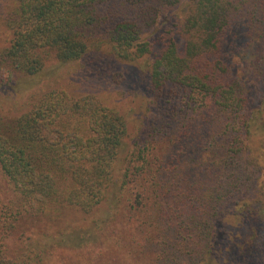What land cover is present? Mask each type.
Here are the masks:
<instances>
[{
	"label": "trees",
	"instance_id": "1",
	"mask_svg": "<svg viewBox=\"0 0 264 264\" xmlns=\"http://www.w3.org/2000/svg\"><path fill=\"white\" fill-rule=\"evenodd\" d=\"M7 7L0 87L53 62L106 76L152 54L148 87L170 108L141 143L130 138L124 114L95 95L50 91L0 121V174L17 198L0 212V264H31L1 242L22 220H58L67 209L88 215L113 185L117 209L135 189L132 209L147 213L140 228H151L164 251L171 253L170 240L186 242L189 264H213L228 221L242 232L235 256L264 264V0H9ZM162 17L169 27L153 54L143 37ZM242 18L253 55L249 83L224 53ZM161 136L168 140L156 150ZM237 208L240 217H230Z\"/></svg>",
	"mask_w": 264,
	"mask_h": 264
},
{
	"label": "rangeland",
	"instance_id": "2",
	"mask_svg": "<svg viewBox=\"0 0 264 264\" xmlns=\"http://www.w3.org/2000/svg\"><path fill=\"white\" fill-rule=\"evenodd\" d=\"M8 1L0 0V47L8 37L2 26ZM245 25L242 18L230 31L224 53L233 74L249 83L253 55L252 49L246 47ZM168 27V21L162 17L144 35L143 40L152 44L153 54L157 52L164 29ZM152 58L151 54L118 66L113 74L106 76L89 74L77 62L50 63L33 77L0 87V121L25 113L37 98L50 91L62 90L73 97L95 95L124 114L130 138L141 143L143 136L149 132L150 122L156 121L165 109L170 108L163 100H155L149 90L147 70ZM172 103L177 105L175 101ZM164 117L168 119V115ZM253 133L255 141L250 143L255 148L260 144L257 133ZM167 140V136H161L155 141L156 150L160 143L165 144ZM117 190V186L113 185L108 201L88 215L67 209L58 220H22L1 242L8 248L9 254L25 256L24 260L31 264H189L186 242L170 240L169 253L163 250L165 246L155 238L151 228H140L141 222L147 221V213L140 216L132 209L136 197L131 193L135 189L124 193L118 209L113 206ZM16 202V194L0 174V212ZM236 211L233 213L231 209L229 216L240 217L239 209ZM223 227L213 264H243L235 256L242 232L232 228L228 221Z\"/></svg>",
	"mask_w": 264,
	"mask_h": 264
}]
</instances>
